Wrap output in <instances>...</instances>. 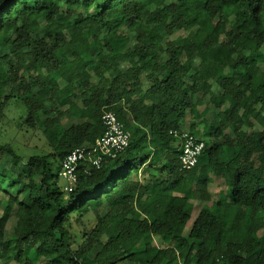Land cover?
<instances>
[{"label": "trees", "instance_id": "1", "mask_svg": "<svg viewBox=\"0 0 264 264\" xmlns=\"http://www.w3.org/2000/svg\"><path fill=\"white\" fill-rule=\"evenodd\" d=\"M1 49L0 120L15 101V137L52 136L26 158L0 142V264H264V0H0ZM105 113L128 146L64 192ZM185 129L204 144L189 171Z\"/></svg>", "mask_w": 264, "mask_h": 264}, {"label": "built area", "instance_id": "2", "mask_svg": "<svg viewBox=\"0 0 264 264\" xmlns=\"http://www.w3.org/2000/svg\"><path fill=\"white\" fill-rule=\"evenodd\" d=\"M102 121L106 131L100 139H97L92 145L73 150L63 159L59 177L64 182V192H70L76 184V172L79 164L87 163L92 167L99 168L104 156L115 158L128 146L130 134L113 113H105L102 116ZM181 138L183 143L179 164L182 170L189 171L196 166L204 144L187 133H183Z\"/></svg>", "mask_w": 264, "mask_h": 264}, {"label": "rangeland", "instance_id": "3", "mask_svg": "<svg viewBox=\"0 0 264 264\" xmlns=\"http://www.w3.org/2000/svg\"><path fill=\"white\" fill-rule=\"evenodd\" d=\"M184 16H187L184 13ZM182 34H186V31L184 30ZM132 37V35H130ZM131 47H135V42L132 40L130 42ZM6 53L5 50L1 49L0 50V56L4 55ZM222 65L225 68H232L234 67V63L231 59L225 57L221 60ZM258 65L255 63L252 65V69L256 68ZM94 79H97V77H93ZM158 91L156 93V96L158 95ZM24 107L20 105L19 103L15 101H11L9 104L8 108L5 110V117L0 120V142H9L14 139V147L17 149L18 154L22 155L24 158H26L29 155L35 154V153H48L51 151V149L48 146V138H50L52 135L50 132H39L32 136L30 133L26 134V130L23 129V132L21 131V134L19 136H14L16 134V130L19 128L20 123L22 122L21 119L24 117ZM68 115L65 116L64 120L62 121L64 125L67 127L68 126ZM29 132V131H27ZM185 132L187 133V130L185 129ZM24 133L25 135H22ZM6 167H10L12 170L16 171V167L13 166L11 163L10 158L6 154H1L0 153V170L3 171ZM51 172L54 175L56 172V167L53 165L51 167ZM59 185H64L63 180H59ZM212 190H216L215 188ZM218 189V188H217ZM222 189V188H220ZM201 203L200 202H194V212H193V217L198 213L200 209ZM8 211L7 208H5L4 205L0 206V225H2L7 231L11 230L12 226L14 225V211H10V214L8 216H5L3 213ZM105 213V211H102V215ZM192 218L188 224V226L184 230V235H187L189 232V227L190 224L193 222ZM86 224V222H85ZM21 224H17L16 228H20ZM87 227L88 224H87ZM156 244H159L158 241H156ZM92 259L91 254L87 257L85 260L86 263H89Z\"/></svg>", "mask_w": 264, "mask_h": 264}]
</instances>
